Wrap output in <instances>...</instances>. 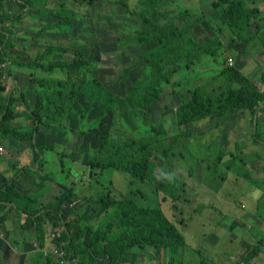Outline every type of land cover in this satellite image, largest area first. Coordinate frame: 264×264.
Here are the masks:
<instances>
[{"label":"trees","instance_id":"1","mask_svg":"<svg viewBox=\"0 0 264 264\" xmlns=\"http://www.w3.org/2000/svg\"><path fill=\"white\" fill-rule=\"evenodd\" d=\"M4 1L6 0H0V22L22 17L21 11L14 15L5 12ZM15 1L21 4V10L30 6L29 0ZM78 1L92 2L93 0ZM46 2L48 0H45L41 8L49 9ZM259 2L264 0H212L209 13L204 14L202 11L191 9L180 11L175 15V21L166 24H160L156 19L146 20L131 39L134 43L144 45V52L135 64L138 67L141 66L138 76L126 93L100 80L91 59L85 58L81 50L75 51V54L78 53L79 56L71 61L68 59L50 61L45 67H52L50 71L59 69L65 77L63 80H54L55 77L43 79L40 77V84H38L32 76V81L38 86V89L33 91L34 102L29 92L25 90L19 92L21 86L17 82H15L17 88H8L7 81L13 76V69L15 70L17 66L30 65V63L29 61L18 62L11 52V48L17 43L10 38V29L1 27L0 132L2 134H0V140L6 135L21 140L35 139L32 149L36 167L23 165L10 177L5 174V171L0 170V205L3 207L8 205L9 208L24 213L26 226L36 225L40 246L45 240L44 224L49 220L54 230L60 232L53 242L61 244L68 253V257L76 256L80 264H95V261H98V264H120L122 256L135 244L148 245L157 250L163 249L167 255L174 258L179 249L186 244V238L178 224L167 214L162 200L170 199L176 207L186 184L180 176L171 171L162 175L155 169V159L157 160L155 151H159L165 157L170 153V148L168 149L169 146L165 143L168 140L169 130L165 127L168 117H161V121L157 122L151 108L165 95L164 91L173 84L175 73H184V66L188 67L192 62L188 59L191 51L184 35L194 26L205 22L220 34L228 30L230 35L227 40L243 42L245 53H249L251 48L255 50L264 48V16L258 7ZM53 13L57 17L54 26L66 31L70 21L69 15L72 13L63 19L64 17L59 16L61 13L59 8L54 12L52 10L41 12L43 16ZM215 22L217 27L213 26ZM54 26L43 23L42 35L50 28L57 29ZM254 26L256 29L250 33ZM216 39L214 45L219 47L221 43L224 45L223 39L219 37ZM71 43H65L63 46L49 43L40 53L39 59L47 60L56 53L62 54L69 51L70 47L73 48ZM201 48L203 47L198 46L194 51ZM210 49L212 47L205 48V50ZM43 64L40 63V68ZM27 72L33 75L34 69ZM129 72L130 68L127 67L120 76L126 77ZM211 72L216 73L215 76L204 85L188 89L189 95L184 92L174 97L177 100V106L170 114L177 126H183L209 115L213 117L228 112L233 114L236 110L244 109L258 116V112L264 108V87L244 75L236 65H222ZM189 78V75L185 74L181 79L187 81ZM212 81L218 85L210 84ZM208 85L213 88L207 90ZM66 95L86 97L87 104L83 109L87 113L93 103L98 102L103 106V115H111L108 132L101 136L98 146L92 149L91 157L86 162L90 174L93 176L97 171L102 172L107 169L130 174L128 188L123 195L113 197L115 191L112 181L110 187L106 186L99 197L93 196V202L97 204L96 209L101 212L99 213L101 219L96 215L88 216L87 213L77 212V209L74 206L70 207L68 203L64 205L67 198L75 199L78 196L74 193L73 186L59 183L64 189L55 197L54 202L50 201L32 209L29 207L37 197H32L18 189L17 178L21 174L33 173L44 166V161H41L43 150L42 147L38 148V142L42 136V128L39 124H45L47 121L45 117L50 119L51 124L61 122L64 114L74 106L73 102L64 99ZM55 112L57 113L53 116ZM82 113H80V119ZM22 115L31 119L28 127L20 121ZM256 122L259 124L258 120ZM255 136L256 140L264 142L259 138L258 131L255 132ZM178 139L179 135H175L171 144L177 143ZM208 148L211 151L210 147ZM223 148L216 153L215 166L225 154V148ZM175 153L171 151V154ZM228 166L231 167L229 164ZM233 168L236 170V167ZM136 180L144 184L136 183L138 195L131 196L132 184ZM144 185L149 189L148 193L143 191ZM104 196L110 198L103 199ZM109 210L115 213L112 212L111 215L109 213L106 217ZM70 212L75 215L70 216ZM113 218H116L119 223L118 231H112L110 223ZM93 219L98 222L93 224ZM0 220L4 222L6 215H1ZM249 250L248 258H252L257 254L258 246L254 245ZM46 257L47 260L52 261L51 253ZM53 264L62 263L57 261Z\"/></svg>","mask_w":264,"mask_h":264},{"label":"rangeland","instance_id":"2","mask_svg":"<svg viewBox=\"0 0 264 264\" xmlns=\"http://www.w3.org/2000/svg\"><path fill=\"white\" fill-rule=\"evenodd\" d=\"M149 1L151 2L145 0H93L92 2H80L78 0H48L46 3L49 9H44L41 7L45 0H29L30 6L21 10V4L19 5L17 1L14 2L13 0H9L6 7L15 11L10 14H18V12L21 11L20 14L22 16L18 19L14 17L9 21L12 24L11 27L8 26L7 28L8 30L10 29V38L12 40L14 39L17 43L11 48V52L19 63H27V61H29L31 66L22 65L17 66L15 70L13 69V76L7 81L8 85L11 86L17 82L23 90L29 92L34 102L35 94L33 91L37 90L38 86L32 81V76H34L38 84H40V77H42L41 79L45 77H55L56 79L54 80H63L65 76L59 69L50 71L49 69L52 67L46 68L45 66L49 65L50 61L62 59L71 61L76 56H79L78 53L75 54V51L81 50L85 58L91 59L92 66L95 67L97 71L96 75L100 80L107 82L114 89L126 93L133 84L134 79L138 76L141 66L138 67L135 64L139 56L144 52V45L138 42L134 43L131 40L137 29H140L141 25L149 18L156 19L160 24L175 21V15L184 10L191 9L202 11L204 14L209 13L212 0ZM61 7H65V9H61ZM57 8L60 9L61 13L59 16L64 17L63 19H65L66 15L72 13V15H69L70 21L66 31L61 30L60 27L54 26L57 20L55 13L52 15L44 14V16L41 14L42 10H52L54 12ZM43 23L51 24L57 29L50 28L42 35L41 29ZM216 24L215 22L213 26L217 27ZM252 29H254V27L251 28V30ZM229 35L228 30L220 34L205 22L194 26L184 35L187 46L191 51L188 59L192 60V62L189 63L188 67L184 66V73H175L172 80L173 84L164 91L165 95L151 108L153 116L158 120L157 122L161 121V117H168L165 127L169 130L168 140L165 143L169 146L168 149L170 148V153L165 157L159 151H155L157 158V160L155 159V169L162 175L167 171H171L177 176H180L186 184L184 192H182L181 200L177 203L176 207H174L170 199L162 200V203L169 217L178 224L184 233L188 240V245H186V243L182 246L177 255H174V258L164 252V256L166 257V259H164L159 250H157L158 253L154 252L153 255L155 257L158 256L162 258L161 264H218V259L205 251V233L207 232L209 235H212L210 231L212 229L209 225L218 224L217 219L219 217L215 209L217 203L211 202L210 199L217 195L229 194L239 200L240 190L236 187V183L231 180L236 178L235 175L249 178L254 185L255 183H262L260 180H254V177L263 179L264 182V143L257 142L258 140H256L255 136V132L258 131L260 134L259 138L264 141V121H260L261 118L263 119L264 115L257 117L255 114L250 113L251 115L246 118L247 120L245 122L241 121L243 118L235 122L230 121L229 117L232 114L228 112L213 117L209 115L179 127L173 122L172 114H170L177 106V100L174 97L184 92L189 95L188 89L204 85L211 77L215 76L216 73L214 74L211 72L213 69H217L222 65H233V57H238L240 51H237V48L234 46H228L227 43L230 40L228 39L227 42L226 40L229 38ZM216 37L223 39L225 41L224 45L223 43H221L220 47L214 45L217 40ZM70 41H72V43ZM49 43H57L60 46H63L65 43H71L73 48L70 47L71 50L62 52V54L56 53L47 60L39 59L40 53ZM233 43L235 44L234 41ZM198 46L203 48L194 51ZM209 47H212V49L205 50V48ZM249 53L251 57H254L257 54V50L251 48ZM229 59L232 60V63H230ZM40 63H44L42 68H40ZM127 67L130 68L128 76L121 77L120 74ZM33 69V75L27 72V70L33 71ZM185 74H188L190 77L187 81L181 79ZM262 81H264V79H262ZM180 82L183 83L181 84ZM51 84L54 85V82L51 81ZM210 84L218 85L214 81ZM56 85L57 84H55V86ZM259 86L261 85L259 84ZM211 88L213 87L209 85L206 86L207 90ZM64 99L74 103L73 109L71 108L64 114L60 123L51 124L49 123L50 119L45 117V120H47L45 124H39L42 128V139L38 142V148L42 147L44 153L49 151V156L55 153L58 157V166L61 165L63 172L56 176L57 172L55 169H57V167L54 162L51 163V166H49L47 170L40 173L45 177L49 173V176L52 174L58 179H64L66 181L76 180V185L81 186L79 192H77V190L74 191L78 196L75 199L71 197L67 198L64 205L68 203L70 207L74 206L77 212L79 211L82 214L87 213L88 216L96 215L101 219V215L99 214L101 212L96 209L97 204L95 205L93 202V196L99 197V194L106 186L110 187L112 181L115 191L113 197L117 198L123 195V192H126L128 188L127 185L130 174L113 171L111 169L104 170L102 171L103 173L97 171L93 176L90 174L87 166L88 163L86 162L91 157L92 149L98 146L101 136L108 132L111 115H103V106L98 102L93 103L88 113L85 112L83 108L87 104V98L82 95H75L74 97L66 95ZM56 113L57 112H55L53 116ZM80 113H82L81 119ZM166 114H168V116H163ZM23 118L24 119H20V121L28 127L31 122H26L25 116H23ZM27 119H29V117H27ZM257 120L259 124H257ZM261 122L263 123L262 125ZM175 135H179V139L177 143L173 145L171 142ZM217 135H226L228 142H231L233 147L227 150L232 152V156L234 155V150L236 152L241 148H247L249 144H256L257 151L250 152L246 157L240 154L244 151L242 149L241 152L235 155V159L239 160L240 163H242L240 159L244 161V158H248L247 160L250 162L251 159H254L256 163L259 161L262 166H259L258 170L254 169L255 171H252L253 178L250 172H246L240 167L241 164H238V167H236V170L234 169L233 173L225 166L218 164L223 168L222 171L217 165H214L217 159L215 157L216 153H218L220 149L219 146H216L219 142ZM236 135L239 136L241 140L235 141L232 139V137ZM208 147H210L211 151ZM171 151H175L176 153L171 154ZM252 153L253 155H251ZM228 156L229 155H226L225 157ZM230 157L231 156L228 158ZM45 158L46 154L41 158V161H44L43 164L45 163ZM231 162L234 163V156ZM26 166H32V164ZM23 183L25 185L28 184V180L26 179ZM136 183L144 184L140 180H136V182L132 184L131 196L138 195ZM230 188L238 192H232ZM260 188L262 190L261 197L264 198V187L262 186ZM63 189L64 188L58 184L57 191L56 188L52 189L50 193H53V195H50V197L54 200ZM142 189L145 193L149 192L146 185H144ZM35 195L38 198L41 196L37 194V192H35ZM102 198L105 199L110 197L104 196ZM89 203H91L90 206ZM211 203H213L214 206L207 207L211 205ZM205 207L207 208L205 209ZM112 212L115 213V211L109 210L106 213V217L109 213L111 215ZM69 215L75 214L70 212ZM218 220H220L221 223V219ZM46 224L50 226L47 232L51 235V233L55 231L54 227L49 220ZM110 224H112V231L120 230L116 218H113ZM14 225L17 227V222ZM214 227H216V225ZM44 228H46L45 225ZM206 239L209 240L210 238ZM52 243H54L52 236H49L45 245L43 244L40 246L38 243L36 246L37 251H39V253L41 252L46 260L47 255L44 254V249ZM223 244L220 245L219 242H215L214 245H220L224 248ZM192 245L195 248H193ZM230 246H233V244ZM61 247L63 248V246ZM64 251L68 257V253L65 249ZM37 257L38 260L41 259V255ZM50 258L52 261L47 260L46 262H48V264H53L57 261L62 264H70V262L67 261L61 262L54 255ZM253 258L254 257L248 258L243 255L242 261H245L243 264H250L249 260L252 261ZM27 261L28 260H26V262ZM30 262L35 264L38 263L34 258L31 259ZM155 264H158V262H155Z\"/></svg>","mask_w":264,"mask_h":264},{"label":"crops","instance_id":"3","mask_svg":"<svg viewBox=\"0 0 264 264\" xmlns=\"http://www.w3.org/2000/svg\"><path fill=\"white\" fill-rule=\"evenodd\" d=\"M13 1L15 2V0ZM8 2L9 0L4 1V11L14 13L15 11H12L11 8L6 7V4ZM258 7L261 10L262 15L264 16V2H259ZM10 20L11 19L5 20L3 21V23L1 21L0 28H8V26L11 27L12 24L9 22ZM255 29L256 28L254 26V29H252L250 33L254 32ZM227 41L228 40H226V42ZM227 44L228 46H234L235 48H237V51H240V55L238 57H233V65H236L244 75L250 77L256 83L264 87V81H262V79H264V48L258 49L257 54L254 57H251L250 53H243V48L245 46L243 42H235L234 44L233 41L230 40ZM9 87L12 89L14 87L17 88L18 86L14 83L13 85L8 86V88ZM22 90L23 88L21 87L19 89V92H21ZM250 113L251 112L245 109L236 110L232 115H230L229 118L230 121L235 122L238 119L243 118V120L241 121L245 122L247 120L246 118L251 115ZM262 115H264V108L258 112V116ZM21 119L24 118L21 117ZM25 119L26 122H31L30 119H27V117H25ZM260 121H264V116L263 119H260ZM262 124L263 123L261 122V125ZM0 134L2 133L0 132ZM217 136L219 142L216 146H219L220 148L224 147V155L231 156L230 158H228L229 156H224L222 160L218 162V164L225 166L227 169H230L232 173L234 171L233 167H238V164H241L240 167H242L244 171L250 172L253 178L252 171H255L254 169L258 170L259 166H262L259 161L256 163L254 159H251L250 162L249 160H247L248 158H244V161L243 159H240V161H242V163H240L239 160L235 159V155L236 153L241 152V148L236 152L234 150V163L231 162L233 157L232 152L227 151L233 148L231 142H228L226 135ZM232 139H234L235 141L241 140V138L237 135L235 137H232ZM34 142L35 139L21 140L11 135H6L5 137H3L0 140V170L5 171V174L10 177L17 171L18 168L22 167L26 163V165L32 164V167H36L34 166L36 165V163L34 159V151L32 149V143ZM256 148V144H249L247 148L242 149L244 151H242L240 154L246 157L250 152L257 151ZM45 154L46 158L44 166L42 167L43 169L36 170L33 173H23L17 178L18 189H20L22 192L32 197H37L35 195V192L41 195L39 198H35V201L29 207L31 209L36 208L40 205L42 206L43 204H46L50 201L54 202V200L50 197V195H53V193L50 192L55 188L57 191L59 183H64L66 185H69V187L73 186L74 191L77 190V192H79V189L81 188L80 185H76V180L66 181L64 179H58L52 174H50L49 176V173L46 175V177L43 176L40 172H44V170H47L48 167L51 166V163L54 162L55 166L57 167V169H55V171L57 172V174L55 173L56 176L60 175L61 172H63L61 169V165L58 166V157L55 155V153L49 156V151H46L41 155L44 156ZM251 155H253V153ZM218 164L217 167L222 170L223 168ZM228 164L231 167H229ZM235 177L236 178L231 180L236 183V187L240 190L239 200H237V198L234 196H230L229 194L217 195L214 198L210 199L211 202L217 203V207L215 209L217 210V215H219L218 219H221V223L220 220L217 219L218 224L209 225V227L212 229L210 230L212 232V235H209V233L205 231V251L211 254L213 257H216L218 259V264H243L245 263V261H242L243 255L245 257H248L249 254L247 253L250 251L249 248H253L255 245L258 246V252L254 256L253 260H249V262L250 264H264V198L261 197L262 190L260 188L262 186L264 187V182L263 179L254 177V180L262 181V183H255L254 185V183L251 182L249 178H243V176L239 175H235ZM26 179L28 180V184L25 185L23 182ZM245 179H247L248 181ZM230 189L232 192H238L237 190H234L232 188ZM210 206H214V204L211 203V205H208L207 207ZM207 207H205V209ZM1 215H6V220L4 222H0V264H25L27 262H30V260L33 258L37 260V264H48V262H46V258H44V255H42L41 252L40 254L36 248L39 243L36 225L32 224L26 226V215L22 212L15 211L9 208L8 205L4 207L0 205V216ZM16 222L17 227H15L14 225L16 224ZM97 222L98 220L96 219L92 220L93 224H96ZM46 223L44 224L46 227V233L44 235V245L46 244V240L49 237V233L47 231L50 228L49 224L47 225ZM215 225L216 227H214ZM206 238L210 239L208 240ZM215 242H219L220 245H222L224 242V248L220 245L215 246ZM186 243V245H188L187 239ZM231 244H233V246H230ZM49 247L50 246H48L47 248ZM192 247L195 248L193 245ZM154 252H157V249L154 247L135 244L122 256L123 259L120 264H155V262L161 264L162 258L158 256L155 257L153 255ZM159 252H161L163 258L166 259L163 249H160ZM38 255H41L40 260H38ZM26 260L28 261L26 262ZM28 264L35 263L30 262ZM95 264H98V261H95Z\"/></svg>","mask_w":264,"mask_h":264},{"label":"built area","instance_id":"4","mask_svg":"<svg viewBox=\"0 0 264 264\" xmlns=\"http://www.w3.org/2000/svg\"><path fill=\"white\" fill-rule=\"evenodd\" d=\"M230 63H232V60L229 59ZM59 231H54L53 233H51L50 236H52V239H54L55 237H58L59 235ZM62 245H58L55 242L52 243L50 245L49 248H45L44 249V254L48 255L49 253H51L52 255H54L56 258H58L61 262H70V264H80L78 258L76 256H69L67 258V255L64 251V249L61 247Z\"/></svg>","mask_w":264,"mask_h":264},{"label":"clouds","instance_id":"5","mask_svg":"<svg viewBox=\"0 0 264 264\" xmlns=\"http://www.w3.org/2000/svg\"><path fill=\"white\" fill-rule=\"evenodd\" d=\"M55 231H57V230H55Z\"/></svg>","mask_w":264,"mask_h":264},{"label":"bare ground","instance_id":"6","mask_svg":"<svg viewBox=\"0 0 264 264\" xmlns=\"http://www.w3.org/2000/svg\"><path fill=\"white\" fill-rule=\"evenodd\" d=\"M180 84V83H179Z\"/></svg>","mask_w":264,"mask_h":264}]
</instances>
